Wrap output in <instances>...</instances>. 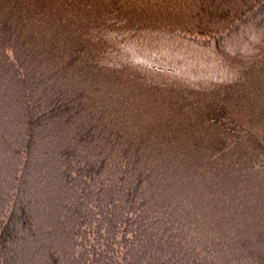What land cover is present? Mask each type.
Here are the masks:
<instances>
[{
	"label": "trees",
	"instance_id": "1",
	"mask_svg": "<svg viewBox=\"0 0 264 264\" xmlns=\"http://www.w3.org/2000/svg\"><path fill=\"white\" fill-rule=\"evenodd\" d=\"M17 103L0 264H264V0H0Z\"/></svg>",
	"mask_w": 264,
	"mask_h": 264
},
{
	"label": "rangeland",
	"instance_id": "2",
	"mask_svg": "<svg viewBox=\"0 0 264 264\" xmlns=\"http://www.w3.org/2000/svg\"><path fill=\"white\" fill-rule=\"evenodd\" d=\"M215 45H214V48H215ZM217 46H219V44ZM20 105H21L20 103H17V107L15 109H12V107L10 108L12 113L14 114V125H13L14 127L8 129L9 130L8 134L2 135V144H0V153H1L0 156H3V154L6 153V157H4L5 159L3 162L4 165L2 167L3 171L2 173H0V177L3 180H5L4 178L6 177L11 178L12 176H14V179H15L14 184L12 183L13 179L8 182L9 186L7 187L8 188L7 190H11L10 195H12L13 192H15V185L17 182L16 180L19 179V175L16 176L15 174L17 172L16 170H17V158L18 157H16L15 154L13 155L12 151L18 150V149L20 150L23 145L27 144L25 143V140H26L25 137H28V134H31L33 136L35 135V133L37 134V130L33 128V125L29 127L30 123L34 119H37L38 121H40V123L45 119L44 117H42L44 115H42L41 111L29 116L28 103L24 105L23 107H20ZM46 121H49V120H46ZM27 142L30 143L29 138L27 139ZM27 169H29V167ZM2 179H0V184H1ZM19 184H21L20 179H19ZM0 190H3L4 192L5 189L1 186ZM5 208L7 209L9 207L5 205Z\"/></svg>",
	"mask_w": 264,
	"mask_h": 264
},
{
	"label": "bare ground",
	"instance_id": "3",
	"mask_svg": "<svg viewBox=\"0 0 264 264\" xmlns=\"http://www.w3.org/2000/svg\"><path fill=\"white\" fill-rule=\"evenodd\" d=\"M46 229V228H45Z\"/></svg>",
	"mask_w": 264,
	"mask_h": 264
}]
</instances>
